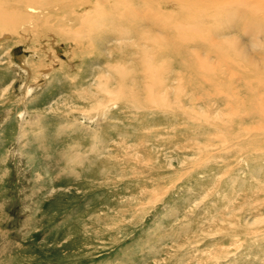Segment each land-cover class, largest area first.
Wrapping results in <instances>:
<instances>
[{"label": "rangeland", "instance_id": "obj_1", "mask_svg": "<svg viewBox=\"0 0 264 264\" xmlns=\"http://www.w3.org/2000/svg\"><path fill=\"white\" fill-rule=\"evenodd\" d=\"M33 3L0 0V264H264V0Z\"/></svg>", "mask_w": 264, "mask_h": 264}, {"label": "bare ground", "instance_id": "obj_2", "mask_svg": "<svg viewBox=\"0 0 264 264\" xmlns=\"http://www.w3.org/2000/svg\"><path fill=\"white\" fill-rule=\"evenodd\" d=\"M19 1H22V3H24V4H26V5H32V4H34L33 3V1L34 0H19ZM240 2V1H239ZM32 3V4H31ZM31 11H34V12H36V10H31ZM3 19L5 20V21H3L2 20V18H1V16H0V23L1 24H4L3 26H5V24L6 25H16L17 23L14 21H12V19H7V17H5V16H3ZM2 20V21H1ZM4 22V23H3ZM2 26V25H1ZM2 26V27H3ZM12 27V26H11ZM13 29V28H12ZM5 36H7L8 37V35H5ZM1 40V39H0Z\"/></svg>", "mask_w": 264, "mask_h": 264}]
</instances>
